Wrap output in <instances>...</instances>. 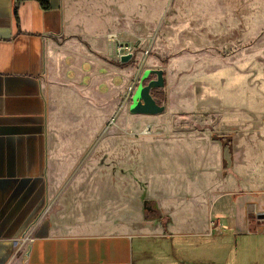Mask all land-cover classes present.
<instances>
[{
  "label": "rangeland",
  "instance_id": "374dc122",
  "mask_svg": "<svg viewBox=\"0 0 264 264\" xmlns=\"http://www.w3.org/2000/svg\"><path fill=\"white\" fill-rule=\"evenodd\" d=\"M63 6L91 55L105 49L118 65L116 45L132 48L122 66L133 77L115 101L69 97L66 89L47 97L49 184L59 189L74 173H104L107 193L131 194H111L106 210L127 223L148 220V208L158 212L166 245L184 256L177 264H256L264 234L248 230L264 222V0ZM145 71L164 81L152 96L162 111L148 117L129 112L127 94ZM110 174L122 175L112 182Z\"/></svg>",
  "mask_w": 264,
  "mask_h": 264
},
{
  "label": "crops",
  "instance_id": "0c3cea01",
  "mask_svg": "<svg viewBox=\"0 0 264 264\" xmlns=\"http://www.w3.org/2000/svg\"><path fill=\"white\" fill-rule=\"evenodd\" d=\"M77 34L63 0H0V264H177L184 256L166 245V225L106 210L111 194H131L107 193L104 173H74L59 189L48 182L47 97L66 89L115 101L133 77L105 49L91 55ZM262 254L259 247L256 264Z\"/></svg>",
  "mask_w": 264,
  "mask_h": 264
},
{
  "label": "water",
  "instance_id": "95a60500",
  "mask_svg": "<svg viewBox=\"0 0 264 264\" xmlns=\"http://www.w3.org/2000/svg\"><path fill=\"white\" fill-rule=\"evenodd\" d=\"M130 56H122L119 61L121 64H125L130 61ZM161 74L162 72L159 71ZM147 76V71H145L139 80L140 82H146V85H137L134 94L131 97V104L129 107V112L135 115L152 116L161 113L162 107H159L152 97V92L157 89H163L164 81L162 77H155L154 79H149ZM146 203H144L145 205ZM148 210H150L148 208Z\"/></svg>",
  "mask_w": 264,
  "mask_h": 264
},
{
  "label": "built area",
  "instance_id": "2783aa9c",
  "mask_svg": "<svg viewBox=\"0 0 264 264\" xmlns=\"http://www.w3.org/2000/svg\"><path fill=\"white\" fill-rule=\"evenodd\" d=\"M116 52H117V55L119 56V59L122 57V56H130L132 58V48L131 47H128L127 45H123L121 43H118L116 45V48H115ZM131 60V59H130ZM139 83V80H135L134 82H132L130 84V86L127 88V94H128V97L131 101V97L132 95L134 94L135 90H136V87ZM258 228L259 226H256L255 227V230L254 231H249L248 228V232L250 233H257L258 231Z\"/></svg>",
  "mask_w": 264,
  "mask_h": 264
},
{
  "label": "trees",
  "instance_id": "16d2710c",
  "mask_svg": "<svg viewBox=\"0 0 264 264\" xmlns=\"http://www.w3.org/2000/svg\"><path fill=\"white\" fill-rule=\"evenodd\" d=\"M42 8L44 9V10H47L48 9V7L44 4V3H42ZM160 96V93L157 91V90H154L153 92H152V96ZM145 214H146V217L148 218V219H157V220H159L160 219V215L158 214V212H156V211H154V210H145Z\"/></svg>",
  "mask_w": 264,
  "mask_h": 264
}]
</instances>
